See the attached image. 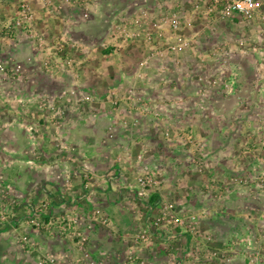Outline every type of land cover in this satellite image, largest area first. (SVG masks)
I'll return each instance as SVG.
<instances>
[{
  "label": "rangeland",
  "instance_id": "374dc122",
  "mask_svg": "<svg viewBox=\"0 0 264 264\" xmlns=\"http://www.w3.org/2000/svg\"><path fill=\"white\" fill-rule=\"evenodd\" d=\"M20 1L0 0V27L15 17ZM30 6L36 33L31 39L22 32L15 38L0 32L2 66L8 69L16 61L34 59L18 80H0V213L5 217L0 219V264H34L49 253L59 264H80L73 241L60 238L56 228L46 231L45 225L49 216H60L51 203L70 202L83 192L79 176L62 188L59 175L95 161L108 169L99 170L103 174L98 192L93 187L96 179L91 181L99 210L108 219L96 226L97 232L111 239L101 240L99 248L89 238L94 257L111 263L114 254L101 249L102 243H120L121 261L128 250L134 253L139 247L148 264H177L183 253L184 262L179 264H264V43L256 37L262 27L240 21L218 22L212 28L201 12L204 0H97L88 19L60 0L50 8L35 0ZM174 8L192 23L183 31L187 36L196 32V42L183 53L169 55L163 64L151 59L139 70L147 47L123 39V21L153 25ZM38 37L45 41L42 47ZM59 38L82 46L81 51L67 52L70 59L78 62L84 52L90 55L88 62L67 72L55 46ZM241 39L243 45L238 44ZM220 48L236 65L240 102L225 99L220 91L207 97L197 93L201 74L217 77L211 52ZM73 73H79V84L84 83L89 99L53 97L61 114L51 122L43 102L62 84L76 83L75 77L66 81V75ZM107 92H113L112 98L120 103L113 105L104 97ZM138 95L147 107H126ZM107 127L124 128L120 133L124 142H113L117 134L107 136ZM80 139L89 145L79 143ZM57 141L73 149L70 158L59 154L63 150L57 148ZM117 169L121 176L108 175ZM150 170L161 175L154 177L158 183L146 189L144 199L152 204L158 193L161 210L147 214L135 191L138 179ZM114 201L117 205L109 207ZM44 202L51 207L36 229L27 216ZM158 215L164 217L168 230L165 238L151 237L141 245L135 240L137 229H144V222ZM176 229L193 234L171 236ZM214 252L216 259L211 260Z\"/></svg>",
  "mask_w": 264,
  "mask_h": 264
},
{
  "label": "built area",
  "instance_id": "2783aa9c",
  "mask_svg": "<svg viewBox=\"0 0 264 264\" xmlns=\"http://www.w3.org/2000/svg\"><path fill=\"white\" fill-rule=\"evenodd\" d=\"M33 0H21L16 7V15L12 20L4 21L0 27V32L3 35L10 38L17 37L19 32L26 35L27 38H32L36 33L33 27L35 21L34 11L30 4ZM42 7H49L54 0H35ZM62 6L75 8V11L79 12V15L83 19H88L91 9L97 0H60ZM58 8V7H57ZM57 10V9H56ZM205 22L208 23L212 28L215 23H226V22H240V21H253L260 25L261 30L258 32L257 41L264 43V0H204V8L201 11ZM184 15L179 8H174L165 15L159 16L153 25L147 26H135L133 21L126 19L123 21L120 27L121 32L123 31V39L130 41H137L147 47V56L138 63V69H142L148 60L154 59L160 64H163L164 60L169 55L183 53L189 47H192L196 42V32L192 35L187 36L184 33L185 27L191 26V22L184 19ZM38 45L42 47L45 41L41 37H38ZM238 44L243 45L242 39L238 41ZM55 46L61 53V59L64 68L67 72L73 68V60L68 56L69 50L81 51L82 46L75 41H66L64 39H57ZM219 49V52L212 51V60L216 64L217 77H208L206 74H201L196 81L198 87L197 93L201 97H207V95L220 91V94L227 99L235 102H240L242 99V92L240 91V85L238 82V74L236 65L231 60L227 52ZM243 52V50L239 51ZM67 54V55H66ZM27 57L26 61H16L10 65L7 69L0 63V80H18L24 71L26 64H31L34 59ZM71 72V71H70ZM75 77L76 83L71 82L69 84H62V87H58V90H54L53 96L45 98L43 102V110L50 114L51 122H54L56 116L61 114L56 109V104L53 103V97L64 98V97H79L78 101L85 102L89 99L88 90L79 84V73L72 75ZM128 97L131 96L132 90L129 89ZM113 92H107L104 96L109 97L113 105H118L120 101L115 97L112 98ZM137 96V95H136ZM108 100V99H107ZM136 102L128 104V107H147V104H142V97L138 95ZM53 103V104H52ZM126 103V101H125ZM127 104V103H126ZM64 117L63 113L59 119ZM56 123V122H55ZM115 130L111 127H107L106 135L113 137ZM58 149H62L63 153L68 155L73 154V149L65 146H61L59 142H56ZM137 158H141L138 155ZM67 173V174H66ZM79 176L81 179V187L83 189V200L89 202L92 206L89 211V215L85 213H74L72 211L64 212L57 218H51L49 216V222L45 225V229L51 232L50 229L56 228L60 234V238L72 240L76 249L80 253V264H111L106 261L105 257H94L89 249V235L85 231H90L96 226H102L108 222V219L102 214V212L94 207V194L92 191L91 181L94 177L93 171L89 166L80 167L73 169L71 172H63L62 184L65 187L70 186L73 176ZM161 175V172L150 170L143 172L142 177L138 179L137 189L139 190L137 195L140 198L145 195L146 189L155 186L158 182L154 179L155 176ZM3 207V206H2ZM51 207L49 202L42 203L37 211H34L31 215L27 216V222L38 229L42 226V218L47 217V210ZM41 217V218H40ZM164 217L160 215L153 217L149 223V229L151 231H157L164 227ZM0 219H5L4 215L0 213ZM177 224L180 220L176 219ZM175 222V223H176ZM82 226L85 230L82 229ZM147 230H141L136 234L135 240L143 244L149 239ZM116 257V255H111ZM213 259H216V253H213ZM113 259V258H112ZM111 259V261H112ZM118 259V258H117ZM119 264H145V260L137 256L135 253L128 252L123 257V261L119 260ZM199 263V261H196ZM34 264H59V260L54 254H46L35 260Z\"/></svg>",
  "mask_w": 264,
  "mask_h": 264
},
{
  "label": "crops",
  "instance_id": "0c3cea01",
  "mask_svg": "<svg viewBox=\"0 0 264 264\" xmlns=\"http://www.w3.org/2000/svg\"><path fill=\"white\" fill-rule=\"evenodd\" d=\"M142 6V5H141ZM7 8H8V6H6ZM11 9V8H10ZM60 9H62V8H60ZM70 10L72 9V8H69ZM12 10V9H11ZM53 10H54V12L57 14V12H56V9L55 8H53ZM12 12V11H11ZM90 55H88L87 57L85 56V54H84V52H82V55H80V58H78L79 60H78V62L76 61H74L73 60V66L74 65H78V64H82V63H85V62H88V59L90 58L89 57ZM146 56H147V54H146ZM145 58V57H144ZM143 58V59H144ZM142 59V60H143ZM92 63H93V61H92ZM122 66H126V65H122ZM85 69H86V67H84ZM71 74H69V76H70ZM66 81L68 80L69 81V79H72V75L70 76V77H68L67 75H66ZM81 77H83L84 78V76H83V74L81 75ZM146 77V76H145ZM126 78H131V75H129V76H127ZM130 80V79H129ZM67 81V82H68ZM68 83H70V82H68ZM84 84V83H83ZM82 83H81V86L83 85ZM84 86V85H83ZM110 88V87H109ZM110 90H111V88H110ZM126 105V104H125ZM126 107H128L127 105H126ZM123 129L124 128H121L120 127V129H119V131H115L114 133H116L117 135L115 136V138H113V142H115V143H119V144H121L122 142H124V136L122 137V136H120V133L123 131ZM106 133V132H105ZM62 140H65L64 138L62 139ZM51 142H52V138H51ZM79 143H84L85 142V140L84 139H80V141H78ZM143 142V141H142ZM65 143H67V140H65ZM87 145H89L87 142H85ZM124 149H126L127 150V148H124ZM60 155H62V156H64V155H67L68 157L69 156H71V155H68L67 153H62L61 154V151H60V153H59ZM70 158V157H69ZM96 158V157H95ZM94 158V159H95ZM98 159L100 158V157H97ZM94 159L92 160V161H94ZM101 164H103V162H101V163H98L97 161H95V162H93L92 164L91 163H88V166L91 168V170L93 171V174H94V177H93V179L92 180H94V179H96V183L94 182V185H93V187L96 189V191L98 192V181L100 180V179H102V172L100 173V171H102V170H108L107 168L105 169L104 167H100L101 166ZM103 166V165H102ZM104 168V169H103ZM100 170V171H99ZM113 172H109L108 173V175H110L112 178L114 177V176H121L123 173H122V170H120V169H117V170H115L114 171V174H112ZM19 176H20V174H18ZM78 178L76 177V176H73L72 177V180H71V182H72V184L77 180ZM79 180H80V184H79V190H81L82 188H81V179L79 178ZM124 183V182H123ZM17 187H19V188H17L18 190H20L21 188H22V184H19ZM62 188H65V185H64V187L62 186ZM128 189H130V187H129V183H128V187H127ZM125 189V188H124ZM128 189H125V190H128ZM134 190V189H133ZM82 191V190H81ZM138 191L139 190H136L135 191V195L138 193ZM82 193V194H81ZM81 193H79L77 196H76V198L75 199H71L70 200V202L69 201H65V200H61V203L62 204H58V202L59 201H57V203L55 202V203H51V205L54 207V208H58V213H59V215L61 216L64 212H66L67 211V209H71V210H73L74 212H76V213H78V214H81V213H84V211H90L91 210V208H92V206H89V205H87V203L83 200V192H81ZM157 194V201H155V202H152V204H149V202L146 200V199H144L145 198V195H143V197L142 198H140L139 199V197H138V195L136 196V198H137V200L139 199V200H141L139 203H140V205L141 206H143L146 210H147V214L149 213V214H151L153 211V209L154 208H156V212H158V211H160L161 210V208L159 207V204H160V196H159V194L158 193H156ZM95 198V197H94ZM96 200V198L94 199V207H96V208H98L99 209V205H100V203L99 202H97V201H95ZM49 202H51V200L49 201ZM54 202V201H53ZM84 202L86 203V205H84ZM161 203H162V200H161ZM115 204L117 205V202L116 201H114V202H110L109 204H108V206L109 207H115ZM75 207H77V208H80L81 210H77V209H75ZM108 211V210H107ZM110 211H108V212H106L105 211V213H107V215H109L110 213H109ZM156 214H158V213H156ZM126 218V216H124V219ZM145 218V217H144ZM152 218H153V216H152ZM146 219V218H145ZM126 220V219H125ZM110 222V221H109ZM148 223V222H147ZM147 223H145L144 222V225H147L144 229L145 230H147V228H149V223L147 224ZM167 228V227H166ZM82 229L83 230H85V228L82 226ZM143 228H140V229H137V231L138 232H140L141 230H144ZM177 231L176 232H174L173 234H171V233H169L171 236H173V237H175V236H177V235H179V236H186L187 238H190L189 236L191 235V234H193L191 231L189 232V231H184V230H178V229H176ZM87 233H88V235H89V238H90V240H93V241H95V243L97 244V246L100 248V242H101V240H106V239H111V238H108V235L106 236H101L100 234H98V228L97 227H94L92 230H90V231H87V230H85ZM147 232H148V230H147ZM165 232H168V230L167 229H165V227H163L162 229H160V230H157V231H150V229H149V232H148V234H149V239L151 238V237H153V238H157V239H159V240H163L164 238H165ZM170 235H169V237H170ZM52 237V236H51ZM167 237V236H166ZM51 240H53V239H57V238H54V237H52V238H50ZM98 241V242H97ZM103 244V246L101 247V249H106V250H109L111 253H113L114 255H116V257H113V259H112V262H111V264H118L120 261L119 260H121V258H119L118 256H120V255H118V254H121V251L124 249V247H123V244H118V245H113L112 243V245L110 244H108V245H105L104 243H102ZM141 245H143V244H141ZM96 246V247H97ZM139 247H138V251H135L134 253L137 255V256H139L140 258H142V259H145L146 260V258L147 257H145V255H144V253L143 252H140L139 251ZM183 250V249H182ZM129 252H131L130 250H128ZM243 251V250H242ZM241 252V251H240ZM101 253V252H100ZM127 253V252H126ZM125 253V254H126ZM102 254H106V253H102ZM176 254H178L177 252H176ZM241 254V253H240ZM101 255V254H100ZM122 258L124 257L123 255L121 256ZM160 257H163L162 256V254L160 255ZM118 258V259H117ZM184 258V253H183V256H182V258H180L179 260H178V262H177V264H179V262H180V260L182 261V259ZM163 259H164V257H163ZM146 262H147V260H146ZM182 262H184V261H182ZM192 262L193 261H191V263L190 264H192ZM147 264H148V262H147ZM158 264H164V262H160V263H158Z\"/></svg>",
  "mask_w": 264,
  "mask_h": 264
}]
</instances>
